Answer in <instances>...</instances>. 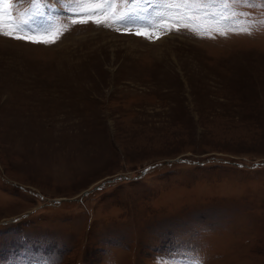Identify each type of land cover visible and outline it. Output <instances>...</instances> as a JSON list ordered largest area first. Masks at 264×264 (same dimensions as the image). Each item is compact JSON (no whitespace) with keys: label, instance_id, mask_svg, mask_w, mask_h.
<instances>
[{"label":"rangeland","instance_id":"1","mask_svg":"<svg viewBox=\"0 0 264 264\" xmlns=\"http://www.w3.org/2000/svg\"><path fill=\"white\" fill-rule=\"evenodd\" d=\"M0 264H264V0H0Z\"/></svg>","mask_w":264,"mask_h":264},{"label":"bare ground","instance_id":"2","mask_svg":"<svg viewBox=\"0 0 264 264\" xmlns=\"http://www.w3.org/2000/svg\"><path fill=\"white\" fill-rule=\"evenodd\" d=\"M35 17L40 20V22H44L46 19V13L41 8H38V10L35 13Z\"/></svg>","mask_w":264,"mask_h":264},{"label":"snow or ice","instance_id":"3","mask_svg":"<svg viewBox=\"0 0 264 264\" xmlns=\"http://www.w3.org/2000/svg\"><path fill=\"white\" fill-rule=\"evenodd\" d=\"M126 16L122 15L120 17L121 20H123ZM75 22V21H74ZM137 34H140V33H137ZM17 38H21V39H38L37 37H23V36H20V37H17Z\"/></svg>","mask_w":264,"mask_h":264}]
</instances>
